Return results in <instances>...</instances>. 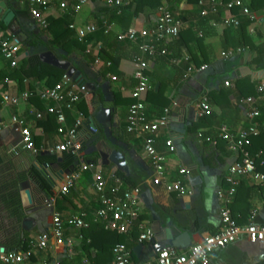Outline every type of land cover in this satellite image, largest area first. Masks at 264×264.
<instances>
[{"label": "crops", "instance_id": "obj_1", "mask_svg": "<svg viewBox=\"0 0 264 264\" xmlns=\"http://www.w3.org/2000/svg\"><path fill=\"white\" fill-rule=\"evenodd\" d=\"M78 1L68 0L65 10L59 9L57 4L44 10L47 25L53 21L56 24L43 29L29 14L28 0H5L14 13V19L0 32L9 33L18 45V65L27 68V61L37 57L45 70L39 74L29 70L30 76L23 80L22 90L12 79L5 78L0 82V151L7 155L16 173H28L31 168L43 171L51 180L56 196L55 204L47 207L44 203L46 195L30 176L18 182L15 187L24 209L18 227L31 239L50 231L53 212H58L63 219L80 213L90 217L100 208L98 196L92 188L91 171L82 173L67 195L57 194L63 176L71 171L63 165V160H68L66 154L49 152L62 141V136L57 133L58 123L52 117L56 131L51 130L45 122L43 127L37 125V121L29 115L30 109L44 112L46 103L36 96L16 105L2 100L3 95L20 96L29 90V86L32 92L47 86L49 73L57 71L69 73L75 82L85 83L89 89L75 107L83 114L82 124L75 135L81 146L79 157L95 158V169L105 177L117 178L123 190L140 187L137 197L139 215L127 233L120 234L122 243L130 250L131 264L153 261L164 247L184 253L205 235L214 234L221 228L219 210L223 204L216 192L227 186L224 178L235 161V154L218 138L219 128L225 126L236 133L254 126L258 134L251 138L249 151L256 163L264 161V100L257 97L255 90L258 83H264V6L251 9L257 15L255 21L240 17L239 26L224 28L216 24L220 17L229 14L224 9L218 16L200 17L196 4L187 0H163L162 3L172 9V15L184 22L183 31L178 37L167 39L160 45L166 49L165 55L148 57L141 55L136 43L118 41L116 36L129 30L149 31L154 28L157 18L155 9L131 0L117 14L115 10L102 6L98 0H88L75 12L72 6ZM246 3L251 8L250 0ZM238 12L236 10L235 13ZM64 22L69 23L68 27ZM70 24H74L76 30L86 25H94L96 30L79 43L76 30L69 29ZM10 27L16 32H11ZM66 27L70 34L63 36ZM75 40L78 46L71 45V41ZM237 48L239 51L233 52L230 57L222 56L223 52ZM86 49L90 53H86ZM106 55L118 59L113 70L110 68L108 71L112 66ZM139 56L147 63L145 75L149 89L143 98L149 119H155L167 110V125L155 134L154 147L165 156L164 168L169 179L177 177L179 168L185 169L184 182L191 191L189 195L177 196L167 193L162 186L152 185L153 170L142 150V137L125 131L130 92L136 84L132 73ZM95 57L100 59L97 64L94 63ZM106 62L110 66L107 67ZM6 64L0 55V71L7 69ZM203 66L205 68L200 69ZM190 67L192 70L189 71ZM111 76H115L116 80H111ZM89 83L93 88L88 86ZM202 97L207 99L211 114L199 118L197 109ZM246 98H252V103L242 102ZM254 110L259 115L250 118L248 115ZM12 115L26 120L32 141L39 149L38 154L25 150L11 153V147L20 139L8 126ZM76 116L75 112L67 111L64 128L70 129ZM195 124L198 126L193 127ZM166 140L172 141L173 153L167 152ZM258 170L262 168L258 167ZM111 177L107 182L110 186L113 184ZM14 181L12 184L16 183ZM226 207L238 225H245L251 219L263 225L264 182L242 178ZM4 212L3 206L0 215ZM25 219L31 222L30 230L23 225ZM142 230L151 231L150 239L138 240ZM81 232L80 229L65 226L61 245L50 239L43 250H33L26 260L18 264L49 261L107 264L112 261L111 258H94L92 248L88 258L83 248L85 243L79 238ZM182 232L188 235V245L184 248L171 246L170 240L166 239L168 234L176 237ZM161 239H165V245L159 248L157 245ZM138 246L140 249L136 251ZM209 259L210 264H264V245L243 238L213 251Z\"/></svg>", "mask_w": 264, "mask_h": 264}, {"label": "built area", "instance_id": "obj_2", "mask_svg": "<svg viewBox=\"0 0 264 264\" xmlns=\"http://www.w3.org/2000/svg\"><path fill=\"white\" fill-rule=\"evenodd\" d=\"M88 0H79L78 3L72 6L73 11H78L80 6ZM102 6L113 9L117 14H120L123 7L128 5L131 0H98ZM163 2V0H161ZM29 14L36 21L39 28H46L47 21L44 16V10L57 4L59 9L65 10L68 8V0H28ZM199 9L200 17L218 16L222 9L229 14L220 17L217 25L229 28L240 25V17L246 18L252 22L257 19L256 13L249 8L246 0H229L223 2L221 0H198L196 3ZM237 9L238 13L232 11ZM157 18L155 27L148 30H129L124 33H119L116 36L118 41L131 42L138 45L141 55L148 57L165 55L166 49L160 45L167 39L176 38L183 28L184 22L172 15L170 10L162 3L157 9ZM69 29H75L74 24L69 25ZM96 30L94 25H86L81 29L76 30V39L82 43L87 34L93 33ZM107 30H104V34ZM236 50H227L222 53L224 58L233 55ZM18 45L14 42L9 33L0 32V55L8 63L9 67L14 69L18 65ZM86 53H90L86 49ZM100 62L99 57L94 58V63ZM105 65L110 66L109 62ZM147 68L146 61L141 57H137L134 63V71L132 73L136 84L130 92L132 103L128 106L125 131L131 135L142 137V150L149 160L153 170L151 184L154 186H162L167 193H173L177 196L189 195L191 191L185 185L184 178L186 171L184 168H179L177 177L169 179L166 175L164 163L165 156L160 154L154 147L155 134L160 128L167 125V110L155 119H149L146 107L147 104L143 98L144 94L149 89V82L145 75ZM201 67L200 69H204ZM192 68H189V71ZM111 80H116L115 76H111ZM256 95L259 99L264 100V83L256 85ZM89 89L85 83L75 82L71 75L63 73L61 78L53 86H44L41 89L32 92L27 90L21 93L20 96L3 95L2 100L9 105H16L21 101H25L32 96H36L39 100L46 103L44 112L30 109L29 115L33 120H40L43 114L52 115L58 123L57 133L62 136V141L55 144L49 149L51 153L68 152L76 157L80 156L81 146L76 141L75 135L77 128L82 124L83 114L76 111V105L81 101L83 96L88 93ZM242 102L252 103V98H246ZM75 112L76 118L73 126L70 129L64 128L65 113ZM211 114V109L205 97L198 103L197 116L203 118ZM257 110L249 113L250 118L257 117ZM9 128L17 133L20 137L18 143L11 147V153H17L20 150L29 151L32 154H38L39 149L35 147L31 133L26 124V120L22 117L12 115L8 124ZM258 134L254 126H249L246 129L230 132L225 126H221L218 130V138L224 141L230 152L235 154V161L229 167L224 181L226 187L219 189L216 192L218 200L223 204L219 210V218L221 228L214 234L205 235L200 242L190 246L184 253H177L171 247H164L159 250L153 261L142 262L139 264H210V255L213 251L223 249L226 246L241 240L246 239L251 243L264 245V224H256L250 220L245 225H238L232 219L227 203L231 202L236 188L240 180L244 177H249L253 182H264V161L256 160L252 157L249 147L251 138ZM168 153L174 152V146L171 140L164 142ZM261 167L262 170H258ZM86 171L92 172L93 182L92 188L98 196L100 208L97 209L90 217L86 213L71 215L66 219L61 218L58 212L52 214V225L49 232L40 234L29 239L28 247L19 251H0V264H18L26 260L33 250H43L48 241L53 239L56 245H61L63 242V230L66 227L75 229H86L93 224L102 225L103 229L114 231L118 234H125L129 226L136 220L139 215L138 194L140 187L122 190L119 185V180L115 177H105L100 171L93 169L87 162H81L77 168L66 173L63 176L62 182L58 187V195L65 196L70 189L74 187L80 179L82 173ZM112 179L113 184L108 185V181ZM56 196L53 194L46 206L51 207L55 204ZM253 216V215H252ZM253 218V217H252ZM151 231L142 230L138 235L139 241L150 239ZM80 239L83 237L80 235ZM88 242V240H86ZM112 261L109 264H131L130 250L123 243H117L111 249ZM41 264H61L58 261L43 262Z\"/></svg>", "mask_w": 264, "mask_h": 264}, {"label": "trees", "instance_id": "obj_3", "mask_svg": "<svg viewBox=\"0 0 264 264\" xmlns=\"http://www.w3.org/2000/svg\"><path fill=\"white\" fill-rule=\"evenodd\" d=\"M135 1L136 3H139L142 6H146L150 8L151 10L154 9L156 10L162 4L161 0H135ZM197 1L198 0H187L188 3H192V4H196ZM227 1L229 0H223V2H227ZM260 6H264V0H250V7H251L250 9H256L257 7ZM170 10L172 11L171 8ZM236 10L237 9H234L232 12L235 13ZM53 22L47 25L46 27L50 28L53 24H56L55 21ZM68 24H69L68 22L65 23L67 27ZM0 29L2 30L6 29V27L4 26L1 20H0ZM182 31L179 32V35ZM66 34H70L68 28L65 29L63 36ZM71 42H73L71 43V45H77V46L79 45V43H76V40ZM28 46H31V43L28 42ZM81 49L84 51L85 50L84 46H82ZM106 58L107 61L109 62L111 61V66H112L109 67L108 71H110V68L113 70L117 64L118 59L112 58L109 55H106ZM27 63H28L27 68H24L22 65H17V67L14 69L10 68L7 63L6 64L7 69L0 71V82L4 81L5 78L12 79L16 81L17 85L22 90L23 80H25L30 76L29 70L37 72L38 74L39 72L45 70L44 66L40 63L37 57H33L32 59H29ZM62 74L63 73L57 71H51L46 81V83L48 84L47 86H53L55 83H57L61 78ZM28 89L31 91L32 89L31 86H29ZM132 102L133 101L131 99L129 105ZM52 117H53L52 115L43 114V118L37 121V125L43 127V122H45L51 126V130L53 129L56 131V125L54 124V119ZM197 126H198L197 124L193 125V127H197ZM64 154L68 156V160L67 159L63 160V165H65L64 168L69 167L71 171L77 168V165H79L84 160L85 163L87 162L94 169L97 166L96 159L91 156H86L83 158V157H76L68 152H64ZM74 163H76L77 165H74ZM12 175H14L13 179L15 180L14 182H16L13 184H12L13 182ZM28 176H30L39 185L40 191L46 195L44 203L47 204L49 198L53 195L52 183L51 180L48 178V176L43 171L42 172L38 171L35 168H31L30 171L25 174L16 173L10 160H8L7 155L5 153H1L0 151V210L2 209L3 206L5 208L4 214L0 215V248L3 249L2 252L17 251L18 248H21L20 250H24L28 247L29 238L27 237V234L18 227L21 222V218L24 214V209L20 201L17 187H15L17 186L18 182H20L24 178L25 179L28 178ZM9 210H11L10 214H8ZM80 231H82L81 233L83 236V242L85 243L83 246L84 252L86 253L88 258L91 257L90 249L92 248L95 252V254L93 255L94 258L98 257L100 258V260L103 258L110 260V258L112 259V253H111L112 247L117 243H122V242L124 243L120 234H117L114 231L105 230L99 224L97 225L93 224L86 229H80ZM86 240H88V242ZM108 263H110V261Z\"/></svg>", "mask_w": 264, "mask_h": 264}, {"label": "water", "instance_id": "obj_4", "mask_svg": "<svg viewBox=\"0 0 264 264\" xmlns=\"http://www.w3.org/2000/svg\"><path fill=\"white\" fill-rule=\"evenodd\" d=\"M14 19V13L10 10L5 0H0V20L3 22L5 26H9ZM11 32H16L13 28L10 27ZM69 74V73H68ZM89 87L93 88V85L91 83L88 84ZM23 225L30 230L31 228V222L27 219L23 221ZM170 240V245L175 248H184L188 245V235L185 232H182L178 234L176 237H171V234H168L167 238ZM165 245V239H161L158 243L157 247L161 248ZM140 247H136V251H138ZM0 251L2 252L3 249L0 248Z\"/></svg>", "mask_w": 264, "mask_h": 264}]
</instances>
